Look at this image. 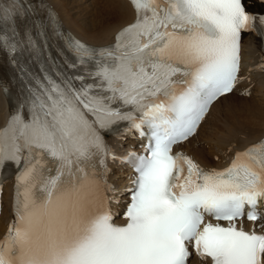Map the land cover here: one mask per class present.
Returning a JSON list of instances; mask_svg holds the SVG:
<instances>
[{"label":"snow or ice","instance_id":"1","mask_svg":"<svg viewBox=\"0 0 264 264\" xmlns=\"http://www.w3.org/2000/svg\"><path fill=\"white\" fill-rule=\"evenodd\" d=\"M131 3L135 22L97 48L65 33L51 6L40 16L31 0H0V48L27 77L29 113L20 105L0 128V170L16 169L0 264H188L190 248L210 264H264V224L255 227L264 138L222 170L173 151L234 90L241 34L264 16L243 0ZM50 33L63 42V63L47 51ZM23 55L40 63L39 75L19 64ZM122 123V136H148L144 154L119 157L106 142ZM117 159L136 172L124 224L113 222L108 195Z\"/></svg>","mask_w":264,"mask_h":264},{"label":"bare ground","instance_id":"2","mask_svg":"<svg viewBox=\"0 0 264 264\" xmlns=\"http://www.w3.org/2000/svg\"><path fill=\"white\" fill-rule=\"evenodd\" d=\"M46 2L58 14L59 21L65 31L87 42L91 46H101L115 40L116 33L135 19V10L129 0H38ZM246 11L257 15L264 13V4L257 0H243ZM51 34V33H50ZM264 35L255 32L242 33L240 39V76L234 90L216 101L196 135L177 146V149L194 159L206 170H222L228 167L236 152L243 151L253 143L264 138ZM52 54L58 51L55 60L63 62L60 51L62 47L55 37L50 35ZM71 59V54L64 53ZM25 68H29L24 66ZM40 65L31 73L40 74ZM15 81V97L18 106L24 105L22 113L29 115L25 103L27 91L25 80ZM249 89L251 94L245 95ZM16 110L7 98L0 80V128L7 125L10 116ZM124 123L116 127L113 132H105L104 139L114 149L117 156L123 155L128 149L139 144L136 132L121 135ZM10 170H14L12 163H6ZM108 182L115 191H109L113 197L110 208L114 219H122L121 210L127 198L126 182L131 174L130 169L120 159L110 161ZM15 174L5 181L3 191L4 208L0 217V238L14 219L13 200L15 192ZM118 201V202H117ZM264 224V211L261 221L255 225L261 230ZM246 229L252 228L253 223L244 220ZM190 264H210V260L201 259L195 254Z\"/></svg>","mask_w":264,"mask_h":264},{"label":"rangeland","instance_id":"3","mask_svg":"<svg viewBox=\"0 0 264 264\" xmlns=\"http://www.w3.org/2000/svg\"><path fill=\"white\" fill-rule=\"evenodd\" d=\"M248 98H250V95L248 96Z\"/></svg>","mask_w":264,"mask_h":264}]
</instances>
